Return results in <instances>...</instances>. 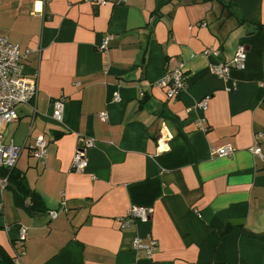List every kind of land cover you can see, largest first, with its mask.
<instances>
[{"label": "crops", "instance_id": "1", "mask_svg": "<svg viewBox=\"0 0 264 264\" xmlns=\"http://www.w3.org/2000/svg\"><path fill=\"white\" fill-rule=\"evenodd\" d=\"M0 37L37 84L0 128L21 149L0 188L4 258L24 227L21 264H264V159L250 151L264 137V0H0ZM240 46L243 69L210 72ZM179 63L188 86L168 100L158 83ZM59 98L62 125L51 118ZM224 146L232 156L211 155ZM132 207L152 214L122 228ZM136 237L157 242L151 257Z\"/></svg>", "mask_w": 264, "mask_h": 264}, {"label": "built area", "instance_id": "2", "mask_svg": "<svg viewBox=\"0 0 264 264\" xmlns=\"http://www.w3.org/2000/svg\"><path fill=\"white\" fill-rule=\"evenodd\" d=\"M88 3L96 5H105L106 0H83ZM107 40H103L98 47L99 52L105 54L108 51ZM28 53V50L26 51ZM209 52L206 51L205 54ZM212 54L218 55L217 51L212 50ZM23 55L18 46L11 44L6 38L0 37V128L13 122L17 118L16 107L18 105H28L34 101L37 96V84L34 81H29L23 72L21 59ZM245 50L239 47L235 53L234 58L227 63H220L213 65L210 72L213 75L221 78H228L229 72L234 65L236 68L243 69L245 63ZM158 86L164 88L168 100L176 98L180 92L186 90L187 76L184 71V66L179 63L173 70L168 71L165 76L159 81ZM114 101H119V96L114 94ZM65 102L63 98L52 100L51 102V118L56 123L63 124ZM206 102L199 103L200 108H205ZM106 114L103 112L99 115L101 120H105ZM256 140L260 141L252 146L251 153L258 155L264 159V137L261 133L256 134ZM94 140L86 138L76 149L72 158V169L76 172L83 171L87 165L86 150L93 147ZM21 149L13 143H3L2 135L0 133V188L3 190L8 184V173L11 172L19 159ZM32 155L41 161L47 157L46 143L42 140H35L31 148ZM234 153L231 146H224L214 148L211 150L212 156L217 157H230ZM2 207L0 205V212ZM50 216L52 219L57 217V212L51 211ZM152 214V210L142 207H132L128 212V220H119L122 228H128L134 221H147ZM26 230L24 227L19 229L18 244L21 245L20 251L14 256V264H21L20 256L24 255L23 241L25 240ZM133 247L136 250L143 251L146 257H151L157 248V242L153 239H148L143 242L140 238L136 237L133 240Z\"/></svg>", "mask_w": 264, "mask_h": 264}, {"label": "trees", "instance_id": "3", "mask_svg": "<svg viewBox=\"0 0 264 264\" xmlns=\"http://www.w3.org/2000/svg\"><path fill=\"white\" fill-rule=\"evenodd\" d=\"M229 7H231V5L228 6V8ZM12 180H15L14 169L8 173V184L10 181L12 182ZM19 191L22 192V189L20 188ZM0 259H1L0 264H14V262H9L6 258H4V256L1 253H0Z\"/></svg>", "mask_w": 264, "mask_h": 264}, {"label": "rangeland", "instance_id": "4", "mask_svg": "<svg viewBox=\"0 0 264 264\" xmlns=\"http://www.w3.org/2000/svg\"><path fill=\"white\" fill-rule=\"evenodd\" d=\"M3 127V126H2ZM2 127H1V129H2ZM1 129H0V131H1Z\"/></svg>", "mask_w": 264, "mask_h": 264}, {"label": "water", "instance_id": "5", "mask_svg": "<svg viewBox=\"0 0 264 264\" xmlns=\"http://www.w3.org/2000/svg\"><path fill=\"white\" fill-rule=\"evenodd\" d=\"M0 261H1V259H0Z\"/></svg>", "mask_w": 264, "mask_h": 264}]
</instances>
